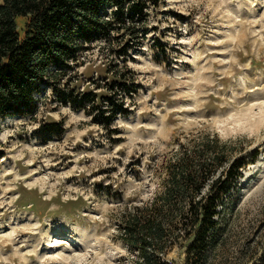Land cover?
<instances>
[{
	"label": "rangeland",
	"instance_id": "rangeland-1",
	"mask_svg": "<svg viewBox=\"0 0 264 264\" xmlns=\"http://www.w3.org/2000/svg\"><path fill=\"white\" fill-rule=\"evenodd\" d=\"M27 22L17 18L21 36ZM145 27L125 57L98 41L78 68L82 90L102 94L125 75L128 111L111 125L53 102L50 91L35 116L0 118V264H135L119 216L153 197L162 161L181 143L208 133L245 165L219 202V240L203 264H251L259 255L264 0H162ZM44 121L63 122L64 133L44 136ZM168 259L186 264V245Z\"/></svg>",
	"mask_w": 264,
	"mask_h": 264
},
{
	"label": "trees",
	"instance_id": "trees-1",
	"mask_svg": "<svg viewBox=\"0 0 264 264\" xmlns=\"http://www.w3.org/2000/svg\"><path fill=\"white\" fill-rule=\"evenodd\" d=\"M161 1L2 0L0 118L35 116L50 91L53 102L85 110L111 125L128 111L125 96L132 89L126 87L125 75L117 72L102 94L82 90L78 68L98 41L116 58L125 57L145 37L150 6ZM20 16L28 17L23 36ZM119 35L124 42L117 40ZM41 127L44 136L65 131L61 121H44ZM191 142L181 143L162 161L164 177L153 197L119 216V237L135 250V264H175L168 255L181 245H186V264H203L219 240V202L240 182L245 163L230 158L228 143L217 134ZM256 158L255 153L253 162ZM251 259V264H264V246Z\"/></svg>",
	"mask_w": 264,
	"mask_h": 264
},
{
	"label": "bare ground",
	"instance_id": "bare-ground-1",
	"mask_svg": "<svg viewBox=\"0 0 264 264\" xmlns=\"http://www.w3.org/2000/svg\"><path fill=\"white\" fill-rule=\"evenodd\" d=\"M8 118H11V117H8Z\"/></svg>",
	"mask_w": 264,
	"mask_h": 264
}]
</instances>
